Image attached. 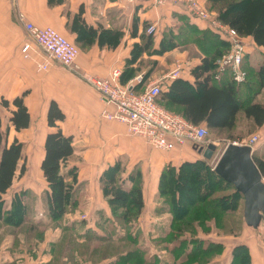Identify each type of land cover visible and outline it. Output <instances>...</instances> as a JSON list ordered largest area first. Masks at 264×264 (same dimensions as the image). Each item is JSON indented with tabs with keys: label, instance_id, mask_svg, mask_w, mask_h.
I'll use <instances>...</instances> for the list:
<instances>
[{
	"label": "crops",
	"instance_id": "1",
	"mask_svg": "<svg viewBox=\"0 0 264 264\" xmlns=\"http://www.w3.org/2000/svg\"><path fill=\"white\" fill-rule=\"evenodd\" d=\"M20 14L25 16L26 21L41 27H53L75 42L79 48L76 59L78 72L70 71L58 61H53L47 70L39 69L42 51L34 43L30 56L25 57L22 48L28 36ZM182 15L199 28L207 27L204 21L187 15L178 5H157L149 0H0V101L2 97L12 100L24 94L31 116L28 128L21 131L10 128L13 135L9 140L16 136L24 143L26 171L16 178L19 180L17 186L14 181L5 194L8 203L13 194L27 191V208L33 204L37 211L41 209L45 212L46 203L40 192L44 190L45 193L48 184L40 164L44 156L45 136L51 130L47 124V112L54 100L65 115L58 122L59 127L65 135L73 138L74 154L67 160V167L75 166L77 171L74 186L78 207L67 215H73L82 208L97 214L108 212L100 177L109 165L121 160L126 167L125 172H133L135 167L142 172L145 207L138 222L145 219L155 225L157 220H165L167 213H156L161 202L158 185L163 168L167 164L179 166L187 160L204 158L202 153L190 142L168 151L155 149L144 137L129 133L124 123L105 118L102 111L112 110L113 105L102 98L87 78H106L118 68L120 83L126 78L128 84L137 83L142 79L138 80L139 75L144 74L143 82L138 86L140 90L154 82L169 84L177 77L193 83L190 69L200 59L189 57L187 50L176 47L150 55L144 52L135 63L128 64L127 61L133 46L140 44L147 35V25H156L154 46L158 47L164 35L176 33L177 26L184 24ZM243 40L246 53L251 54L256 47L264 50L250 36L243 37ZM176 66L182 71L172 77L171 72ZM130 67H134V75L128 77ZM125 69L128 71L124 72ZM0 109L1 112L6 110L1 106ZM263 129L264 124L257 130L261 132ZM209 139L217 144L214 157L208 159L214 166L224 144L213 140L215 138ZM258 142L253 146L252 153L262 155L264 151L257 148ZM28 162L38 167L35 174L29 171ZM36 177L42 189L34 183ZM31 193L38 198V202L31 203ZM88 212L84 216L90 218ZM44 216L47 220L42 221L47 224V229L41 238L28 232L26 226L31 220L26 222L25 231L0 222V264H53L54 249L50 247L53 240L48 233V216ZM38 221L41 219L38 218ZM244 225L236 244L243 243L248 247L251 264H264V231L260 235L261 230L256 231L246 223ZM58 264H70L66 254ZM73 264H77L76 260Z\"/></svg>",
	"mask_w": 264,
	"mask_h": 264
},
{
	"label": "trees",
	"instance_id": "2",
	"mask_svg": "<svg viewBox=\"0 0 264 264\" xmlns=\"http://www.w3.org/2000/svg\"><path fill=\"white\" fill-rule=\"evenodd\" d=\"M204 2L224 24L234 28L242 37L250 36L258 47L264 48V0ZM181 19L190 31L197 34L191 42L200 53L191 57L196 56L200 61L190 69L194 77L193 83L179 77L172 79L169 84L161 83L162 89L157 96L159 104L181 114L193 124L206 126L209 132L216 133L213 140L221 143H224V138L229 141L239 139L240 136L235 131L240 114H243L254 129L260 128L264 124V103L256 98L264 88V56L259 61H253L249 53L245 54L242 67L247 77L241 82L233 78L229 69L216 79L217 61L229 49L228 41L210 27L199 28L184 15ZM178 33L168 32L162 37L159 46L155 47L157 30L154 34L147 32L143 41L133 46L128 64L135 63L144 52L150 55L176 47L187 50L186 44L177 41L176 38L183 36ZM128 74V77L134 75V67H130ZM143 78L144 74L137 83L128 84L125 82L127 78L122 79L121 83L129 85L134 91H142L138 86ZM0 106L8 111L7 126L4 128L0 109V222L20 229L29 220V210L25 203L27 191L13 194L9 203L4 196L12 188L15 179L26 171L24 143L16 136L10 141L9 131L10 128L16 131L28 128L31 116L24 94L12 100L2 97ZM64 117L63 110L52 100L47 112V124L51 130L45 136L44 156L40 164L48 184L44 201L52 222L59 221L76 210L79 202L74 186L76 167H67V160L74 154L73 138L65 135L58 124ZM253 159L264 174V154H253ZM125 169L121 160L109 165L103 171L100 183L113 219L130 227L132 223H138L145 203L141 173L134 171L137 174L130 172L127 177H123ZM69 177L73 180L69 181ZM124 180L131 185L124 187ZM158 197L161 203L156 213H167L170 216V227L161 232V239L169 253L177 256L172 264H218L214 258L224 251V243L197 237L199 228L209 234L213 223L218 230H224L225 236L234 235L236 222L233 223L231 214L240 208L243 195L215 171L208 159L197 158L184 161L179 166L167 164L160 176ZM101 212L100 215L103 214ZM105 220L106 223L111 222L110 217L106 216ZM80 223L84 224L85 221ZM97 224L100 225L99 222ZM41 226H44L42 221H30L28 232L33 233ZM39 231L41 234L34 236L41 238L44 232ZM139 232V229L135 232L128 230L123 235H117L113 245L111 236L105 237L89 229L80 235L81 238L67 234L64 242L58 244V247L52 245L51 250L54 249V259L59 263L65 254L67 259L82 254L92 259V262L96 256H100L98 261L108 258L105 264H169L161 262L156 256H146V250L138 240ZM186 233L191 237H186ZM102 241H105V245H102ZM172 243L174 245L169 248ZM62 252L64 254L61 257ZM230 264H251L250 252L245 244H235Z\"/></svg>",
	"mask_w": 264,
	"mask_h": 264
},
{
	"label": "built area",
	"instance_id": "3",
	"mask_svg": "<svg viewBox=\"0 0 264 264\" xmlns=\"http://www.w3.org/2000/svg\"><path fill=\"white\" fill-rule=\"evenodd\" d=\"M149 1L157 5L167 3L178 5L187 15L204 21L207 27L229 43V49L217 61L216 79H219L228 69L236 81L241 82L245 79L246 73L242 62L246 54V45L243 37L234 28L218 19L216 13L210 10L203 0ZM20 18L24 22L28 36L22 48L25 57L30 56L34 43L42 51V60L38 62L39 69L47 70L53 61H58L70 71L78 72L76 59L79 48L71 40L53 27H41L26 21L23 14H20ZM156 30L155 24H150L147 28V32L152 34ZM181 71L182 68L178 66L171 72L172 77L178 76ZM120 73V70L116 68L106 78H87L89 84L101 94L102 98L113 105L112 110L104 109L102 116L124 123L129 133L144 137L157 149L168 151L179 144L190 142L197 151L203 153L207 144L211 142L207 127L193 124L181 114L160 105L157 96L162 89L161 82L151 83L142 91H134L129 85L119 82ZM141 78L142 76L139 75L138 80ZM260 138L259 133H254L241 141L232 142L248 144L253 148Z\"/></svg>",
	"mask_w": 264,
	"mask_h": 264
},
{
	"label": "rangeland",
	"instance_id": "4",
	"mask_svg": "<svg viewBox=\"0 0 264 264\" xmlns=\"http://www.w3.org/2000/svg\"><path fill=\"white\" fill-rule=\"evenodd\" d=\"M165 31V30H164ZM179 32V33H178ZM176 33H178L179 35H183L181 38H176L177 41H182L183 44H186V48L187 50H189V54L188 56L191 57L193 55H199V50L192 44V40L194 38L195 35H197L195 32L190 31L188 27H186L184 24H179L177 26V30ZM225 52V51H224ZM251 59L253 61H259L260 59H263L264 56V50L262 49H258L257 47L254 48V50L251 52ZM196 57V56H194ZM192 60V59H191ZM187 63V62H186ZM189 63H187L188 65ZM183 67V66H182ZM177 68V66H176ZM172 70V69H171ZM245 71V70H244ZM246 73V72H245ZM245 77H247L245 75ZM246 79V78H245ZM258 101L262 100L264 101V88L260 93V96H258L256 98ZM7 111L6 110H2V115L4 118V128L6 125V121L5 119H7ZM254 126L251 125L250 122L246 121V119L243 117V114H240L239 116V120H238V125L236 128V131L238 133L239 140L241 141L242 139H245L246 137H249L251 134L253 133H259L261 135V140L258 142L257 144V148H261V151H264V129L259 132L256 128H253ZM13 135V131L9 132V139H11ZM214 136L216 137V133L213 134L211 131L209 132L208 138H214ZM237 139V138H236ZM231 141V140H230ZM234 141V140H233ZM229 142V140L227 138H224V147L225 145ZM223 147V148H224ZM157 149V148H155ZM160 150V149H159ZM223 150V149H222ZM28 169L29 171H31L33 174H35L38 171V167L33 163H29L28 162ZM134 171H139L141 173V179L143 180V176H142V172L140 171L141 169H139L138 167L134 168ZM133 171V172H134ZM135 174H137V172H134ZM129 174V172H124L122 174L123 177H127V175ZM137 176V175H136ZM36 180H34V183H37V187L39 189H42L40 186V183L38 182L37 177L35 178ZM264 181V179H263ZM19 180L16 179L15 180V187L17 186L16 183H18ZM143 182V181H142ZM143 184V183H142ZM131 185V183L127 180H124L123 186L124 187H129ZM226 191H231V190H226ZM32 192V191H31ZM40 194H43V201H44V190L40 192ZM31 203H34L35 201L38 202V198H36L33 193H31ZM161 203V202H160ZM109 207V205H108ZM45 212L41 211V209L39 211H37L36 206H33V204H30L29 206V220L34 221V220H39L41 219V221H45L47 220L46 217L44 216V214L46 216H48V211H47V207H45ZM100 208V206H99ZM86 212H88L87 210H84V208H82L79 211H76L73 215H66L64 218H62L59 221L56 222H52L50 221L49 217H48V221H49V227H50V231L48 232L51 235V239L53 240V243H50V247L52 245H57L61 244L62 242H64L65 236L71 235V236H75L77 235V237L81 238L80 235L85 231H88L89 229L91 230H95L96 232H98L100 235H109L112 238V241H114L113 245L116 243V237L117 235H123V233H125L126 231L130 230L135 232L137 229L140 230L139 232V242L142 248H144L146 250V256L147 257H151V256H156L158 257V259L162 262H166L169 264L174 263L175 258L177 257L175 254H171L169 253V251L167 250V248L165 247V244L162 242V231H166L168 230L169 226V214H166L165 220L162 221H166V223L164 224V222L162 221H158L157 223L155 222V225L153 224L154 222H149V221H145V219H141V222L138 223H132V225L130 227H125L123 224H121V221L118 220H114L112 215H111V211L110 208L108 209V212H101L103 213L102 215H100V213H94V212H88L90 215V218H87L86 216H84V214H86ZM74 215L77 216L74 218ZM38 216V217H37ZM110 217L111 222H107L105 220V217ZM232 217V221L234 223V221L236 222V224L234 223L235 226V234L234 235H228L225 236V234L223 233L224 230H218L217 227L211 223V228L212 231L208 234L204 233L200 228H199V232L197 234V237L200 238H206L207 240H215V241H221L222 243H224V251L221 254H218L215 256L214 261L217 262L218 264H230V259L232 256V250L233 247L235 246L236 242L239 241L240 237L238 238L237 236H240V234L242 233V229H244V198L242 199L240 208L238 209V211H236L235 213L231 214ZM164 219V218H163ZM42 221V223L44 224V226H41L40 228H37L39 230H43L44 234H45V230L47 229V224L44 223ZM80 221H85V223L81 224ZM97 222H99V226L97 224ZM160 223V224H159ZM94 224V226H93ZM30 223H28V226L23 225L22 226V231H25V226L26 228L29 227ZM92 225V226H90ZM262 227H264V225L262 224L261 227L257 228L256 231H260V235H262L264 228L262 229ZM69 228V229H67ZM35 229V231L33 233L30 232L31 235H36V234H41V232L39 230ZM67 229V230H66ZM39 232H37V231ZM70 230V231H69ZM69 231V232H67ZM113 231V232H112ZM116 232V233H115ZM220 233L221 235H217V233ZM107 237V236H105ZM186 237H191L190 234L186 233ZM262 238V237H261ZM175 243V242H174ZM174 243L170 244L168 247H172L174 245ZM102 245H105V241H102ZM61 248V246L59 247V249ZM58 249V250H59ZM84 250V249H81ZM65 252V251H64ZM64 252L61 253V257L64 254ZM58 253V251H57ZM81 255V256H80ZM73 255L72 259H69L70 264H73V261L76 260L77 264H87L92 262L89 258H87L85 255ZM100 257V256H99ZM99 257L96 256V259L93 260V264H105L107 263L108 258H106L105 260H99ZM61 259V258H60ZM83 259V260H82ZM87 259L85 262L84 260ZM79 261V262H77ZM53 264H58L59 262H56V260L54 259V261L52 262Z\"/></svg>",
	"mask_w": 264,
	"mask_h": 264
},
{
	"label": "water",
	"instance_id": "5",
	"mask_svg": "<svg viewBox=\"0 0 264 264\" xmlns=\"http://www.w3.org/2000/svg\"><path fill=\"white\" fill-rule=\"evenodd\" d=\"M217 144L209 142L202 155L212 159ZM215 171L234 185L244 198V221L255 229L264 222L263 175L253 159L252 146L229 141L214 165Z\"/></svg>",
	"mask_w": 264,
	"mask_h": 264
}]
</instances>
